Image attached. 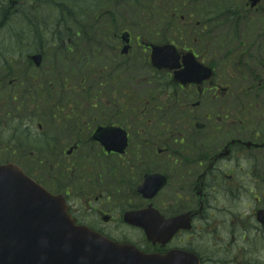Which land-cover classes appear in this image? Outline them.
I'll return each mask as SVG.
<instances>
[{"label": "flooded vegetation", "instance_id": "af4514ba", "mask_svg": "<svg viewBox=\"0 0 264 264\" xmlns=\"http://www.w3.org/2000/svg\"><path fill=\"white\" fill-rule=\"evenodd\" d=\"M263 4L261 0L259 7L250 10L263 16L255 21L259 28L253 29L261 34L245 42L240 36L225 37L221 42L226 49L222 66L211 61L207 37H190L191 46L180 49L177 68L167 71L152 67L150 49L140 41L139 53L132 50L130 56H124L119 36L115 35L107 46L111 53L108 65L100 71L94 58H78L82 43L89 40L78 24L77 31L65 26L62 33L51 38L56 41L53 47L64 51L65 69L35 68L29 60L34 53L28 56L26 68L2 69L1 94L18 91L16 96L13 90L5 98H12L13 104L19 102L18 106H43L42 122L38 123L43 139L33 133L37 137L31 140L30 129H26L25 141L18 139L29 147L27 155H36L37 160L52 156V152L60 154V159L52 163L34 161V166L23 169L49 192L62 196L67 207L63 214L14 213L19 219L14 222L19 228L17 241L25 243L35 225L50 223L68 231L93 233L147 255L173 254L177 264H196L195 257L199 264H209L212 259L204 243L205 234L207 238L211 232L216 236L212 228L218 223L217 213L232 228L236 226L235 208L242 193L248 192L247 187L255 203L252 216L256 230L264 233L258 219V211L264 209ZM35 6V0H24L22 4L19 0L5 15L19 16L28 11L25 23L38 20V25L48 30L43 18L34 17ZM240 23L244 28L254 25L251 21ZM44 51L43 47L38 50L45 61ZM255 51L260 53L256 55ZM188 55L194 56L197 65L186 62ZM81 63L91 64L94 77L98 71L107 74L109 87L103 88L102 100L98 77L90 85L67 78L68 65ZM10 64L14 65L12 59ZM188 65L195 67L189 82L182 83L177 74ZM41 72L43 83L37 76ZM18 75L26 76L29 84L13 83ZM131 83L142 86V99L136 103L131 99ZM25 87L26 92L19 91ZM131 103L141 106L140 114L129 113ZM43 129L48 134L42 133ZM107 131L126 134L127 148L107 150L102 142ZM11 150L13 155L19 154L13 147ZM41 166L49 168L48 172L38 170ZM153 183L161 186L140 192L141 187ZM227 197L231 200L224 206ZM129 215L138 216L140 226L128 222ZM43 216L55 219L25 220ZM148 227L158 238H148ZM171 228L176 230L172 237L162 240ZM224 264H228L226 259Z\"/></svg>", "mask_w": 264, "mask_h": 264}, {"label": "rangeland", "instance_id": "374dc122", "mask_svg": "<svg viewBox=\"0 0 264 264\" xmlns=\"http://www.w3.org/2000/svg\"><path fill=\"white\" fill-rule=\"evenodd\" d=\"M10 1L11 0H0V78L5 73V71L2 70L4 68H9L10 71L11 69H14L15 71V68H26L28 56L41 49L42 46L45 50L44 52L46 53L42 68L61 70L66 68V64L62 62L63 56L61 54L63 53L59 51L60 49L54 48L52 45L53 41L51 42V38L55 35V33L59 35L64 29H66L63 22L60 23V13L57 12L59 5L62 4H70L73 13L80 14L83 9L87 11V14L90 17V21H93L92 25L90 24V26L88 25V23L86 24L87 31H95L97 27L94 38L92 37L93 43H82V48L80 49L79 54L81 56L78 58L83 61L86 57H91L94 58L95 61H98L100 60V55L107 59L110 58L111 53H109V49L107 48V46L110 45V38L114 37L115 28L106 27L105 23H109L107 21H103L101 25H98L97 23L95 24L98 19L104 17V13L100 12L99 10H95L94 8H99V5H104L106 0H50L51 4L48 1L49 4L45 8L42 7L44 2L42 5L39 2H36L40 5V9H43L38 11L39 8H36L35 6L36 11L34 13V17L39 16V18H43V20L47 23L46 25L49 26V28H47L48 30L42 29L41 26L38 25V20L34 24L25 23L24 19H27L28 11H26V13H22L19 16H8L7 14L5 15L7 10L10 8ZM23 1L24 0H21V4L23 3ZM246 2V0H236V9L234 8L235 12H238L240 17L244 18V21H251V23L255 25V21L259 20V18L261 19V17L263 16L261 15V13L259 15L251 13L247 8H245ZM23 6V10L27 9V6L25 4ZM80 8L82 9L79 11ZM188 14L189 13H183L182 16L186 18V15L188 16ZM78 17H81V19L78 21V24L80 26H83V23L81 22L83 20L82 16ZM191 20H193V18H191ZM56 21L60 24L56 23ZM222 21H225L224 18L222 19ZM228 22H230V20H228ZM243 24L246 25L247 23ZM57 26H60L61 28L58 30ZM77 26L78 25L76 21L72 25H69L68 28L71 27L70 29L77 31ZM255 26L256 28H259L257 25ZM99 27L100 33L103 31L101 35L98 31ZM80 29L85 30L83 27H80ZM216 29L218 33L221 30L220 26L216 27ZM195 32L199 33V31L197 30ZM238 32L239 36H242V41L244 42L248 41L249 37L251 36H259L261 34V31L259 30H254V35L247 34L246 28H240ZM118 34H120V32ZM108 35L110 38H106ZM34 36L36 37L35 39H33ZM210 37L211 39H207V41L209 43L211 61L215 62L217 65L222 66V62L224 61L223 54L226 49L222 48L216 32H213ZM16 39L19 40V46H14ZM119 43L121 44L120 41ZM138 44L135 42L133 43V52L136 54L141 50ZM59 45L61 44L59 43ZM97 46L100 51L98 50ZM184 46L188 47L190 45L188 44V42H185L182 47ZM254 53L258 55V53L260 52L255 51ZM12 57H14V65L10 64ZM68 66L70 67L69 69L71 71L69 70L70 76L67 78H73L71 81H76L77 83L81 82L84 85H90L93 83L90 66L83 65V63L79 64L78 66L74 64ZM98 75L99 71L93 78L96 79ZM41 77H43V75ZM106 85L107 84L102 82V86ZM130 88L133 91L131 93V99H133L135 103L138 101V99H142L141 85L134 86L131 83ZM23 89V92L27 91V87ZM10 91L12 93V90ZM101 91L103 90L101 89ZM5 92L6 91H4V93ZM13 93L15 94V96L17 95V91H13ZM5 95L6 94H1L0 91V147L2 146L3 148L2 151L0 150V165L4 164L5 161H9L22 166L25 169H28L29 166H34V161L38 163L39 160H45L44 164H47L52 163L56 159H60V154L55 155L54 152H52V156H41L40 158H37V160L36 157H34L32 154L27 155V152H29V147L27 148L19 142V140L21 142L25 141L27 137L26 129L31 130V140H35L34 137L37 136L42 139L44 137V134L39 135L40 130L37 127V121H34L33 117H30L29 115V111L35 110V106H30L28 112H25L27 109L25 108L24 114H19L13 108L16 105L13 106L12 104H6L8 99L3 98ZM101 96L102 93H99L100 100H102ZM135 103L134 105L131 103V105L128 106L129 113H131V115L133 113L134 115L140 114L139 110H142L141 106H135ZM43 131L44 132L42 133H45L46 130L43 129ZM46 132V134H48V131ZM33 133L37 136L35 135L33 137ZM16 134L17 137H15ZM14 139L16 140L14 141ZM11 147L16 149L19 154L13 155L11 154L12 151L7 152L5 150L10 149ZM45 169V167L41 166L38 170H42L44 173L48 172L49 168L47 170ZM97 171L99 172L98 169ZM52 173L55 174L54 172ZM247 189L248 192H243L241 195V202L239 203V207L235 208V211L238 210V220L234 228H232L229 222H225L224 218L220 217V214H215L218 223L215 225L214 229L212 228V230L216 231V236L212 235L213 232H211L209 237L207 238V234H205L206 240L205 242L203 241L206 245V248L208 249V251L205 250V253L207 251L208 255L213 261L212 263V261L210 260L209 264H224L225 259L228 261V264H264V233L256 230L258 229L257 222L252 216L253 209L255 208V203L251 198L252 195L248 187ZM225 199L226 201L223 203V205L227 206L228 201H230L231 199L228 200V197ZM203 237L204 233H202V238ZM218 244H220L221 246L218 247ZM205 245L202 242L200 243V246L204 248Z\"/></svg>", "mask_w": 264, "mask_h": 264}, {"label": "trees", "instance_id": "16d2710c", "mask_svg": "<svg viewBox=\"0 0 264 264\" xmlns=\"http://www.w3.org/2000/svg\"><path fill=\"white\" fill-rule=\"evenodd\" d=\"M234 5V0H106L104 5L94 8L104 13V17L95 23L101 25L103 21H107L109 23H105L106 27L115 28V31L128 29L137 37L164 43L171 41L172 37H176L181 31L182 22L179 18L183 13H189L185 19L193 18L200 22L202 27L208 25L215 28L219 25L225 26L228 20L235 18ZM57 12L60 13V23L63 22L65 26L76 21L78 25L81 19L78 16H82V27L85 29L83 35L89 37L88 43L93 42L92 37L96 32L86 30L84 23L92 24L93 21H90L85 9L77 14L72 12L70 4H62L59 5ZM223 18L225 21L221 22ZM98 31L100 33V27ZM108 37L109 35L106 38Z\"/></svg>", "mask_w": 264, "mask_h": 264}, {"label": "water", "instance_id": "95a60500", "mask_svg": "<svg viewBox=\"0 0 264 264\" xmlns=\"http://www.w3.org/2000/svg\"><path fill=\"white\" fill-rule=\"evenodd\" d=\"M260 0L253 1V7ZM123 41L127 44L130 43V35L128 33L122 36ZM129 46H126L124 53L129 51ZM34 63L37 67L42 62L40 55L34 56ZM176 49L173 46H153L152 62L156 68L162 69H174L176 68ZM188 63L192 64V60L189 58ZM191 72V71H190ZM192 73V72H191ZM102 142L107 150L121 151L127 145V138L122 132L111 133L107 131L102 136ZM160 187V184L153 183L145 185L140 188V192L145 190L154 191ZM0 197L11 198H44V202H35V204H44L50 206L54 203H61L57 199L50 196L40 186L36 185L29 178H27L22 171H20L14 165L0 166ZM136 224L139 225V220L136 218ZM259 221L264 224V211L258 213ZM176 230L171 228L170 233L163 235L162 240H168L172 237ZM147 235L149 239L158 238V235L151 227L147 228ZM167 238V239H166ZM72 248H78L79 252L74 255V259H81L82 264H177L173 256L171 257H158V256H145L139 252L129 248H117L111 244H104L99 240L92 242L80 241L76 244H71ZM12 253L6 251H0V264H11Z\"/></svg>", "mask_w": 264, "mask_h": 264}, {"label": "bare ground", "instance_id": "6f19581e", "mask_svg": "<svg viewBox=\"0 0 264 264\" xmlns=\"http://www.w3.org/2000/svg\"><path fill=\"white\" fill-rule=\"evenodd\" d=\"M36 143V141H34Z\"/></svg>", "mask_w": 264, "mask_h": 264}]
</instances>
